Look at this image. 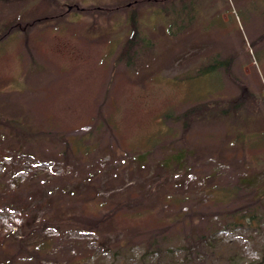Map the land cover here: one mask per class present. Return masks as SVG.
I'll list each match as a JSON object with an SVG mask.
<instances>
[{"label":"rangeland","instance_id":"rangeland-1","mask_svg":"<svg viewBox=\"0 0 264 264\" xmlns=\"http://www.w3.org/2000/svg\"><path fill=\"white\" fill-rule=\"evenodd\" d=\"M0 123V264H264V0H0Z\"/></svg>","mask_w":264,"mask_h":264},{"label":"trees","instance_id":"trees-1","mask_svg":"<svg viewBox=\"0 0 264 264\" xmlns=\"http://www.w3.org/2000/svg\"><path fill=\"white\" fill-rule=\"evenodd\" d=\"M130 23H131L132 32H131V35L128 37V39L125 41V43L122 46V48H123L122 54L120 53L122 58H126L127 57L128 59H131L132 55H133L130 51L134 50L136 45H138V44L143 42L142 39L139 36L140 30H139V28L137 26V23H136L135 13H132V15L130 17ZM247 97H248V92L246 90V87H244V86L242 87L241 86V93L238 96H235V97H232L231 99L229 98V99L226 100V104H227V108L226 109H224V110L223 109L222 110L219 109V106L221 104L225 103V102H222L220 100L214 102V107L218 108L217 110H218L219 113H220V111H222L223 114H224V111H226L227 113L229 111H231V112L234 111L235 112V111H237L238 109H240V108H242L244 106L242 102ZM207 110H208L207 105L203 106L202 108H201V105H195V106L189 107L188 109H186L182 113H180L178 118L182 120V129H183V131L186 132L190 128V125L194 121L193 119L196 117V115L198 116V113H200L202 115H205L207 113ZM13 123H14V121H13ZM0 124L2 125L3 123H0ZM6 190H8V189H6ZM3 191L4 190L0 188V199L1 200L2 199H7V200L11 201L10 204H12V205H13V202L16 203V199L12 200L11 198L8 197V196L15 197L14 195H8V192H11L10 188H9L8 191H5V192H3ZM248 215H249L248 216V224L249 223H253V221L257 217V213H255L253 211V212H249ZM74 219L79 221L83 226L92 227V226H94L97 223L95 221L93 223V221H91L89 219H82V218H79V217H74ZM6 236L7 235H4V236L1 235L0 236L1 244L6 239ZM18 241L20 242V244L22 243V240L18 239ZM192 242H194L193 245H189L190 243L188 244V247H189L188 252L191 251V248H195L198 252H201L203 255H210V252H212V244L207 242V236L201 235L196 240H194ZM34 247H35L33 249L34 253H39V252L45 251V249H46L45 240L36 243V246H34ZM151 248H152V246L149 245L146 248V250L151 249ZM155 249H158V247H155ZM22 250L20 252H23V255L20 256V257H23V256L27 255L26 256L27 258H33L35 256L32 253V250L27 249L24 245H22ZM18 253H15V255L17 256ZM13 258H14V256L13 257H11V256L7 257L2 262V264H13ZM199 264H201V263H199Z\"/></svg>","mask_w":264,"mask_h":264},{"label":"flooded vegetation","instance_id":"flooded-vegetation-1","mask_svg":"<svg viewBox=\"0 0 264 264\" xmlns=\"http://www.w3.org/2000/svg\"><path fill=\"white\" fill-rule=\"evenodd\" d=\"M224 71H225V73L227 74V76H228L230 79H234V80H235V77L233 78V76L231 75L232 73H231V71H230V69H229V66L224 67ZM234 80H233V81H234Z\"/></svg>","mask_w":264,"mask_h":264}]
</instances>
